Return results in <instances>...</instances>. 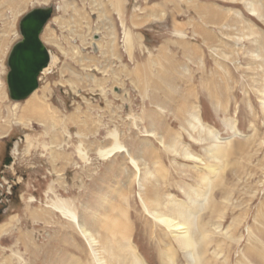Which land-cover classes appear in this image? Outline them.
Here are the masks:
<instances>
[{"label": "rangeland", "instance_id": "1", "mask_svg": "<svg viewBox=\"0 0 264 264\" xmlns=\"http://www.w3.org/2000/svg\"><path fill=\"white\" fill-rule=\"evenodd\" d=\"M145 1L153 0L104 4H93V0H0V125L8 124L0 132V190L5 189V182L11 184L9 208L0 213V221L12 215L8 228H16L18 220L27 234L25 241L29 236L43 243L54 233L72 243L83 241L75 225L50 207L63 196L77 209L81 224L96 236V253L90 254L104 264L131 263L124 252L123 231L115 232L114 237L110 232L112 218L130 223V229L125 225L124 230L129 233L132 228L129 241L147 264H188L186 252L173 242L174 233L146 214L138 193H144V188L156 190L154 198L169 213L172 203L179 204L177 199L192 204L197 197L190 192L192 188L200 186L206 191L199 176L207 173L213 181L199 205L207 203L201 208L196 204L194 210L203 231L196 230L197 237L208 244L204 259L208 264H261L255 247L264 243V0H163L167 10L162 11L160 21L152 15L141 17L147 12L142 6ZM52 4L58 9L42 34L50 63L35 91L15 102L7 94L6 58L19 37L18 19L32 7ZM117 63L128 72L142 63L141 80L149 94L160 85V94L151 96L157 101L150 97V102L147 96L149 106L141 101L146 94L134 76L123 74L124 83L118 85L120 74L113 73ZM114 78L118 87H112ZM114 91L128 96L119 104L109 95L103 112L105 101L99 94ZM29 101L41 109L39 118L28 108L33 106ZM158 104L166 110V123L150 112V106ZM195 112L202 121L197 124L199 130L189 123ZM108 127L130 147L131 158L139 167V181L146 180L143 190L135 182L134 167L128 160H103L96 153L94 148L107 135ZM146 128L155 129L154 135L147 136ZM173 128L178 129L180 139ZM142 139L146 141L140 143ZM151 142L160 149H154ZM216 142L226 147L220 152L223 158L208 151ZM179 146L181 153L177 152ZM186 152L196 158H189ZM85 155L87 162L80 160ZM4 156L11 158L8 164ZM207 163L218 167V178L213 175L215 170L208 173L205 169ZM148 173L149 179H145ZM66 184L70 190L64 188ZM18 249L24 264H44L24 243ZM6 253V259L16 260L14 246Z\"/></svg>", "mask_w": 264, "mask_h": 264}, {"label": "bare ground", "instance_id": "2", "mask_svg": "<svg viewBox=\"0 0 264 264\" xmlns=\"http://www.w3.org/2000/svg\"><path fill=\"white\" fill-rule=\"evenodd\" d=\"M250 8V7H249ZM251 11H254L253 9H251ZM248 26V25H247ZM134 41V40H133ZM46 69V68H45ZM44 69V70H45ZM31 100V99H30ZM32 100H35V99H32ZM29 102H31V103H28L29 105H33V106H29L28 108H31L33 111L32 112H34L35 114H34V118L36 117V118H39L40 116H41V109L39 108V106H37L35 103H33L32 101H29ZM35 104V105H34ZM40 104V103H39ZM40 109V113H38L36 110L37 109ZM223 108H224V106H223ZM30 109V110H31ZM225 110V109H224ZM28 113V112H27ZM30 113V112H29ZM28 113V114H29ZM32 115V114H31ZM30 115V116H31ZM44 115V114H43ZM33 117V116H32ZM193 119H195L194 121H193ZM198 120V121H197ZM197 121V123H194V122H196ZM21 122V121H20ZM198 122H202L201 120H199V119H197V116H196V112H195V115H192V117H191V119H190V122L189 123H191L192 124V127L191 128H197L198 130H199V126H200V124L198 123ZM191 124H190V126H191ZM199 126H198V125ZM7 126H8V124L6 123V125H0V132H4L6 129H7ZM202 127V126H201ZM201 129H203V128H201ZM207 131H208V129H207ZM235 131H237V130H235ZM212 133V132H211ZM210 133V134H211ZM235 133V132H234ZM238 133V132H237ZM207 134H209V132L207 133ZM213 134V133H212ZM212 134L210 135V136H212ZM4 135V134H3ZM147 135H154L152 132H148L147 133ZM188 135V134H187ZM214 136V135H213ZM216 136V135H215ZM178 138H179V136H178ZM177 138V139H178ZM213 138V137H212ZM218 138V137H217ZM180 139V138H179ZM216 139V138H215ZM219 139V138H218ZM170 140V139H169ZM172 140V139H171ZM181 140H182V138H181ZM222 140V139H221ZM225 140V139H224ZM227 140V139H226ZM225 140V141H226ZM218 142H219V140H217ZM234 141V140H233ZM164 142H166V141H164ZM170 142V141H169ZM212 142H213V139H212ZM162 142L160 141V144H161ZM168 143V142H167ZM173 143V142H172ZM180 143L181 144H183L184 145V147H185V145L186 144H184V143H182V141H180ZM179 143V144H180ZM164 144H166V143H163L162 145L164 146ZM177 145V142H175L174 143V145ZM178 144V145H179ZM226 144V143H225ZM227 144H228V142H227ZM182 145V146H183ZM210 145H211V143H210ZM210 145H208L207 147H209ZM249 145V144H248ZM166 146H167V148L170 146L169 144H166ZM171 146H172V144H171ZM170 146V147H171ZM227 146V145H226ZM165 147V146H164ZM174 147L175 148H177L176 146H172V149H174ZM206 147V148H207ZM185 148H188V147H185ZM184 148V149H185ZM205 148V149H206ZM225 145H224V148L222 147V146H220V144L218 145L217 144V142L216 143H213L210 147H209V150L208 151H210V153H211V151H213L214 152V154H215V152H216V154L217 155H222L220 152L222 151V149L223 150H225ZM81 149V148H80ZM180 146H179V150L177 151V152H179L180 151ZM189 149V148H188ZM228 149V148H227ZM16 150V149H15ZM112 151L114 152V151H125V152H127V149L123 146V145H121L120 143H118L117 141H115V143L112 145V147L110 146V147H108V148H105V149H99V154L101 155V156H109L111 153H112ZM207 151V152H208ZM226 151V150H225ZM225 151H223L224 153H226ZM82 152V151H81ZM165 152V151H164ZM182 151H180V153H181ZM155 153V152H154ZM177 154V153H176ZM186 154H187V152H186ZM186 154H185V157H186ZM213 154V153H212ZM188 155V154H187ZM189 156V158H191V157H193V158H196V156L194 157V154L193 153H191L190 155H188ZM187 156V157H188ZM208 156V155H207ZM212 156V155H211ZM220 157V156H219ZM222 158H223V155H222ZM221 158V159H222ZM158 159V158H157ZM197 159H198V157H197ZM217 159H218V156H217ZM217 159H216V162H218L217 161ZM199 160V159H198ZM219 160V159H218ZM196 161V160H195ZM202 161V160H201ZM213 161H215V159L213 160ZM220 161V160H219ZM224 161V160H223ZM222 161V162H223ZM129 162L131 163V165H133V167H134V171H135V175H134V179H135V182H137V184L139 185V187L142 189V187L144 188V186H147V185H145V183H143V181H144V179H143V181L142 182H140L139 181V176H138V174L137 173H139L138 172V170H139V167H138V164H137V160H135V159H133V158H130V160H129ZM203 162V161H202ZM146 163V162H145ZM153 163H154V161H153ZM152 163V164H153ZM158 163H159V161H158ZM206 164V163H205ZM220 164H222V163H219V165ZM148 165V164H147ZM146 165V166H147ZM222 165H224V164H222ZM156 166H158V165H156ZM159 166H162L161 164H159ZM192 166V165H191ZM149 167V166H148ZM190 167V166H189ZM199 167V166H198ZM222 167V166H221ZM155 168V167H154ZM217 168L218 167H216L215 165H213V164H208L207 163V165H206V170L208 171V173L209 172H211L212 171V173H213V171L215 170V173L213 174L215 177H217V175H215L216 174V170H217ZM220 169V170H219ZM218 170H219V172L221 171V168H219ZM222 169H224V167H222ZM164 170V169H163ZM133 171V170H132ZM143 171H146V169L145 170H143ZM164 172V171H163ZM143 173H145V172H143ZM142 173V174H143ZM218 173V172H217ZM150 174L151 173H148L146 176H144L145 177V179H149L148 178V176H150ZM139 175H140V173H139ZM157 175V174H156ZM161 174H159V176H160ZM219 175V177H221L220 176V173L218 174ZM218 178V177H217ZM199 180L203 183L204 182V185H205V188H206V191H203V190H201V188H200V186L198 187V188H192V190H190V192L193 194L194 193V195L195 196H199V198H197V197H195V196H193V198L195 197L196 199H194V200H192V204H188L187 202H183V201H179V199H177L178 200V202H179V204H177L176 202L175 203H172V204H174L172 207H171V209L169 210V213H167V212H165V211H163L161 208H162V205H161V203L158 201V198L156 199V198H154V195H158L157 193H156V190L155 189H157V188H155L154 190L155 191H153L152 189H150V188H144V190H146V191H143L144 193H142L140 190H139V198H140V201H141V203H142V206H143V208H144V210H145V212H146V214H150L151 216H152V219L154 220V221H157L158 223H160V224H162V225H164V227L165 228H169V230L170 231H172L174 234H171V236H172V238H173V242H175V244L178 246V247H180L181 249H183L186 253V255L187 256H185L186 258H188V264H208L207 263V259L205 260L204 259V255L203 254H205L206 255V253H204V252H206V249H207V245L208 244H206V243H204V241L201 239V238H199V237H197V235H198V233H197V231H199L200 230V232H203L202 231V229H200V228H198L199 226H198V224L196 223V220H195V214L197 213V211H194L195 210V205L196 204H198L199 205V203H200V198H201V196H202V198L201 199H203V200H205L206 198H207V195L209 194L208 192H210V189H207V187L209 186V184L211 183L210 182V180H212L213 181V179H209V176H208V174L207 173H205V174H202L201 176H199ZM146 181V180H145ZM144 181V182H145ZM148 182H149V180H148ZM165 182H167V181H165ZM210 182V183H209ZM150 183V182H149ZM168 183V182H167ZM184 184H186V183H184ZM173 185V184H172ZM153 186V185H152ZM211 186V185H210ZM210 186H209V188H210ZM167 187V186H166ZM200 188V189H199ZM143 190V189H142ZM158 190V189H157ZM209 190V191H208ZM208 191V192H207ZM167 192V191H166ZM187 193V192H186ZM142 194V195H141ZM150 195H152L153 196V198H152V200L150 199H148V196H150ZM191 195V194H190ZM186 196V195H185ZM188 196V195H187ZM160 198V197H159ZM181 200V199H180ZM187 200V199H186ZM66 201V200H65ZM64 200H61L60 202L58 201L57 203H52V207H54L57 211H59L64 217H66V218H68V219H70L72 222H74L75 224H76V227H77V229H78V231H79V234L84 238V239H86L89 243H86L88 246H89V250L91 251V253L92 254H95L96 252H95V246H96V244L98 243V240H97V238H96V236H94V234L91 232V231H89L88 229H86L85 227H84V225L83 224H81L80 222H78V220H77V217H76V213L74 214V210H71L72 208H71V206H70V204H68V203H66ZM188 201V200H187ZM170 202V201H169ZM206 202V201H205ZM213 202H215V201H213ZM186 203V204H185ZM207 203V202H206ZM206 203H204L203 205H204V207H205V205H206ZM210 203V202H209ZM167 204V203H166ZM215 203H213V205H214ZM161 205V206H160ZM202 205V206H203ZM201 206V207H202ZM209 206V205H208ZM199 207H200V205H199ZM200 207V208H201ZM210 207V206H209ZM208 207V208H209ZM213 207H215V206H213ZM212 208V207H211ZM207 209V208H206ZM125 210V209H124ZM212 212V211H211ZM122 213H123V217L125 216V217H127V214L126 215H124L125 213H126V210L125 211H122ZM212 215H213V213H212ZM78 216V215H77ZM122 217V216H121ZM122 217V218H123ZM125 217H124V219H125ZM129 219H127V221H128ZM195 221V222H194ZM126 223V222H125ZM123 221H121V220H119V218L117 219V218H112L111 220H110V225H111V227H110V232L113 234V237H114V234H115V232H117L118 233V235L121 233V230L123 231L121 234H122V236H121V239H122V241L124 242V252L128 255L127 256V258L130 260L129 262H131L130 264H147V262L145 261V259H144V257L141 255V253L138 251V249L136 248V246L131 242V241H129V236H128V234L131 232V230H132V228H131V230H130V232L129 233H126L125 232V228L127 227V229H130L129 228V224L130 223H128L127 222V224L129 225V226H127V224H125ZM125 225H126V227H125ZM203 225V224H202ZM116 229V230H115ZM115 230V231H114ZM197 230V231H196ZM129 231V230H128ZM250 232V231H249ZM257 232V231H256ZM252 233V232H251ZM229 234V233H228ZM111 235V234H110ZM116 235V234H115ZM117 235V236H118ZM202 236L204 237V234H202ZM201 236V237H202ZM228 236V235H227ZM112 237V238H113ZM255 237V236H254ZM111 238V239H112ZM259 240H262V239H260V237H259ZM264 240V239H263ZM118 241V240H117ZM114 242V241H113ZM127 242H128V245H129V247H130V249H129V247H128V245H127ZM261 242V241H260ZM112 243V242H111ZM262 244H259V247H258V245L255 247L256 248V250H255V255H256V258L258 259V261H260L261 262V264H264V243H263V241L261 242ZM113 244V243H112ZM116 245H118V244H116ZM262 246V247H261ZM202 249H201V248ZM253 247V246H252ZM121 248H122V250H123V247L121 246ZM254 248V247H253ZM253 250V249H252ZM120 251V250H119ZM119 251H118V253H119ZM132 251V252H131ZM249 251V250H248ZM247 250H246V253L248 252ZM183 252V251H182ZM251 252V251H250ZM202 253V254H201ZM214 254V253H213ZM254 255V256H255ZM93 256V259L94 260H96L97 262H98V264H104V262L102 261V259H100V258H96L94 255H92ZM91 256V257H92ZM123 256V255H122ZM253 256V255H252ZM251 255H250V257H252ZM165 257H166V255H165ZM255 258V259H256ZM122 259V258H121ZM242 259V258H241ZM124 260V259H123ZM168 260V259H167ZM166 264H170V262L169 261H167L166 262ZM246 264V263H245Z\"/></svg>", "mask_w": 264, "mask_h": 264}, {"label": "crops", "instance_id": "3", "mask_svg": "<svg viewBox=\"0 0 264 264\" xmlns=\"http://www.w3.org/2000/svg\"><path fill=\"white\" fill-rule=\"evenodd\" d=\"M97 1L93 0V4H104L105 2L115 3L117 0H97ZM142 6L147 7V12L145 13L144 16H141V17H147V16L152 15L153 19L158 20V21H160L164 18L163 17L164 14L162 11L164 10L166 13V10H167V3H166V1L163 2V0H153L151 2L145 1L144 5H142ZM117 64H118V69L116 70V67H114L115 69H113V73L114 74L115 73L120 74L119 79L121 82L118 85H122L124 83L123 82L125 80L123 77L124 75L127 77H129L131 75V76H134V81L137 84L138 88H141L143 90V93L146 94L144 97L143 96L140 97L141 101H147L148 100L151 102V99H152L151 96L152 95L160 94L159 93V89H160L159 83H157V86H155L153 88V90L151 88V90H152L151 94H149V90H148L147 85L143 84L144 82L141 80L142 77L144 76V67L142 66L143 65L142 63H139L137 70H135L137 72V74H135V71L128 72L129 69L126 71L124 69L120 70L119 67L121 64L120 63H117ZM116 79L117 78H114V80L111 81L112 87H118L117 85H115V84H117L115 82ZM162 88H163V86H162ZM109 95H110L112 100L119 102V104L124 103V100H126V97L128 96L126 92H115L114 91V92L101 93V94H99V99H103L105 101L104 106L106 104H107L106 106L109 105L108 104V102H110ZM146 96H147V100L145 99ZM150 97H151V99H150ZM152 100L157 101V98H154ZM148 101H147V106H149ZM104 106H101L103 112L107 109L106 106L105 107ZM124 106L127 107V104L125 103ZM179 107L180 106L178 105V103L176 101V112H178ZM115 111L116 112L118 111L117 107L115 108ZM150 112H153L152 114H155L156 116H158V118L163 119L166 123L167 116L165 115L166 110L164 109L163 105L158 104L156 106H153L152 108L150 106ZM196 115H197V113H196ZM116 116H117V114H116ZM116 116H112V119H114ZM142 116H144V111L142 112ZM103 118L105 119V114H104ZM145 126H146V124H145ZM134 127H135V129H137L136 126H134ZM147 129L148 128H146V131H147L146 135L148 132L153 133L155 130V129L154 130L148 129L149 130L148 131ZM108 130L109 131H107L105 133V135L106 134L107 135L104 137V139L101 140V143L98 142L97 143L98 145L95 146V148H94V149H97L96 150L97 154L99 153V149H105V148L110 147V146L112 147V145L115 143L114 137H113L114 129H112V127H108ZM172 132H175L176 135L179 133L177 128H175V129L173 128ZM114 135L116 137L117 142L120 143L121 145H123L127 149V152H125V151H114L109 156H101L102 159L103 160H128V162H129L130 158L132 157L131 154L129 153V150H128V149H130V147H126L127 145L125 146L123 143H121L117 139V135L115 133H114ZM147 136H152V135H147ZM145 141H146L145 139H142V140H140V143H143ZM100 144L102 146H100ZM150 145L156 150L160 149V146H157L156 144H154L152 142ZM122 153H124V155ZM79 154H80L79 156H81V153H79ZM117 155H119V157H115ZM84 157L85 158L80 157V160L81 161L84 160L87 162L88 158H86V155ZM54 162H55V160H54ZM63 165L65 166L66 163L63 162ZM108 187H113V185H110ZM64 188L67 190H70L68 184H66V187H64ZM80 189H81V187H80ZM84 189H87V186H84ZM109 191H111L110 188H109ZM56 196L57 195H54L55 198H56ZM58 200H64V201L66 200L65 201L66 203H68V204L71 203L68 199H66L63 196L61 197V199H58ZM47 206H50V205H47ZM70 206L72 208L71 210H74V214L76 213L75 215L77 217L78 222H80L81 220H80V216L78 215L77 209L74 206H72V203L70 204ZM50 207H52V206H50ZM114 210H115V212H117V210H118L117 207ZM11 218H12V215L7 220L0 221V264H9L11 262V259H6V254H7L6 251L8 250L9 247L12 248V246H14L15 250H16V260H13L11 262V264H24L23 256L21 255V253L18 249L19 243H24V245L30 249L27 251L32 256L37 258V260L39 262L44 261V264H56L57 260H59V264H61V263L62 264H91V263H95V261L93 260V257H91L90 250L88 249L86 242L84 241L83 237L78 232L76 224L74 222H72L70 219L65 217L68 221H71L73 223V225H75L74 229L77 230L78 235L83 239V241H79V242L77 241V242L72 243L71 240H69V239L66 240V238L64 236L61 237V236L56 235L55 233L50 234V235L48 234L46 236V240L43 243L40 242V240H38V242H36V241H34L33 237H29V236L27 238V241H25V237L27 236V234H25V231L21 228V226L23 224L20 226V223L18 222V220L16 221V224H17L16 228H13V227L8 228V226H11V224H10ZM107 222H109V220ZM108 226L110 229V226H111L110 223H108ZM14 234H15V236H14ZM61 238H62V242L60 243ZM29 240L32 241L31 245L29 244ZM57 240H59V241L57 242ZM85 250H87V252L89 254V258L88 257L85 258ZM3 252H4V255H3ZM11 252H13V251H11ZM20 256H21V259H20Z\"/></svg>", "mask_w": 264, "mask_h": 264}, {"label": "water", "instance_id": "4", "mask_svg": "<svg viewBox=\"0 0 264 264\" xmlns=\"http://www.w3.org/2000/svg\"><path fill=\"white\" fill-rule=\"evenodd\" d=\"M53 8V4L32 7L18 21L20 38L11 46L6 60L7 94L13 101L25 99L37 88L38 75L49 63V51L40 35Z\"/></svg>", "mask_w": 264, "mask_h": 264}, {"label": "built area", "instance_id": "5", "mask_svg": "<svg viewBox=\"0 0 264 264\" xmlns=\"http://www.w3.org/2000/svg\"><path fill=\"white\" fill-rule=\"evenodd\" d=\"M6 191H9V186L7 187V190Z\"/></svg>", "mask_w": 264, "mask_h": 264}, {"label": "flooded vegetation", "instance_id": "6", "mask_svg": "<svg viewBox=\"0 0 264 264\" xmlns=\"http://www.w3.org/2000/svg\"><path fill=\"white\" fill-rule=\"evenodd\" d=\"M7 156H5L4 158H6Z\"/></svg>", "mask_w": 264, "mask_h": 264}]
</instances>
